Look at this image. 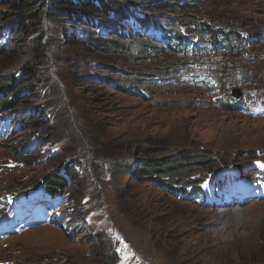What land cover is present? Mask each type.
<instances>
[{
    "label": "rangeland",
    "instance_id": "374dc122",
    "mask_svg": "<svg viewBox=\"0 0 264 264\" xmlns=\"http://www.w3.org/2000/svg\"><path fill=\"white\" fill-rule=\"evenodd\" d=\"M12 1L0 0V103L24 97L0 106V264H264V0L132 13L107 52L87 40L111 28L37 4L43 59ZM173 17L242 40L178 54L153 32ZM142 145L198 162L178 181L140 180ZM68 168L65 190L47 192Z\"/></svg>",
    "mask_w": 264,
    "mask_h": 264
},
{
    "label": "trees",
    "instance_id": "16d2710c",
    "mask_svg": "<svg viewBox=\"0 0 264 264\" xmlns=\"http://www.w3.org/2000/svg\"><path fill=\"white\" fill-rule=\"evenodd\" d=\"M183 2V1H182ZM177 8H182L181 1L174 2V0H13L10 6L11 13H21L26 16V20L29 21L31 26H24L26 30L32 33V38L27 41L29 46V54L35 59H43L48 57L49 41H47L42 30V21L39 13L33 11L37 8V4L41 7L52 4L58 7V11L65 13L72 22L82 21L88 23L91 18H94L101 22L103 26L111 28L112 33L109 37H101L94 33L88 35L89 44L96 46L99 49L107 52L112 49H121V46L115 41V33H118L119 26L123 23L136 27L135 18L130 16L132 13L140 12H153L156 10H162L165 5L174 4ZM178 10V9H177ZM60 15V16H62ZM146 15V14H145ZM57 13L52 14V18H55ZM141 16V14H140ZM147 16V15H146ZM174 18V17H173ZM169 28H164L155 24L157 29L153 32L156 34V39L170 50L180 53L188 51L204 50L205 48L213 49L216 52L220 50L226 51L234 47L233 42L242 40V36L235 30H226L225 27L214 26L208 21L193 22L195 27L192 29H173L178 25V19H171ZM208 22V23H207ZM154 26V23L152 24ZM17 28L22 29L21 25H17ZM16 29V28H15ZM194 34L198 36L197 39L192 37ZM5 34H1L4 36ZM11 39L8 37L3 44H0V53L11 44ZM2 89H6L5 85H2ZM24 97V94L12 95L8 100L5 99L0 103V106H5L20 101ZM14 99V100H13ZM12 100V101H11ZM140 154L142 159L139 160L138 176L140 180L148 182H171L178 181V177L185 176L187 170L186 167H190L198 162L189 150L187 151H165L164 149H157L148 146H140ZM185 170V171H184ZM67 174H56L54 176H48L44 179V186L47 192H61L66 187V176L75 178L74 169H66ZM130 173L131 172L130 170ZM170 182V184H171ZM169 184V183H163ZM109 260L106 264H113Z\"/></svg>",
    "mask_w": 264,
    "mask_h": 264
},
{
    "label": "water",
    "instance_id": "95a60500",
    "mask_svg": "<svg viewBox=\"0 0 264 264\" xmlns=\"http://www.w3.org/2000/svg\"><path fill=\"white\" fill-rule=\"evenodd\" d=\"M232 92H233L232 95L234 98H239L241 96V92H239L238 89H234Z\"/></svg>",
    "mask_w": 264,
    "mask_h": 264
},
{
    "label": "snow or ice",
    "instance_id": "6c2138e0",
    "mask_svg": "<svg viewBox=\"0 0 264 264\" xmlns=\"http://www.w3.org/2000/svg\"><path fill=\"white\" fill-rule=\"evenodd\" d=\"M257 163V165H258V167H261V168H264V162H256Z\"/></svg>",
    "mask_w": 264,
    "mask_h": 264
}]
</instances>
